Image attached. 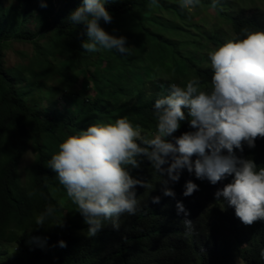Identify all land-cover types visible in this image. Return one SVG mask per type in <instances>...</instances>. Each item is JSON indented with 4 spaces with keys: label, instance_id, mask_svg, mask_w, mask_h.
Instances as JSON below:
<instances>
[{
    "label": "trees",
    "instance_id": "16d2710c",
    "mask_svg": "<svg viewBox=\"0 0 264 264\" xmlns=\"http://www.w3.org/2000/svg\"><path fill=\"white\" fill-rule=\"evenodd\" d=\"M39 3L13 0L3 6L0 0V264H262L258 246L247 254L219 238L228 223L216 207L202 210L187 203L192 226L184 231L158 202L122 215L118 229L102 227L88 237L82 216L46 162L62 139L89 124L125 117L140 126L142 135H153L152 104L170 83L159 77L163 73L210 85L212 69L206 66L207 53L200 50L218 42L214 31L208 33L190 19L200 7L213 8L236 39L243 35L242 27L264 30V10L233 0H200L191 9H182L178 0H106L112 19L99 23L110 34L126 37L130 48L122 55L80 47L87 39L84 25L66 17L81 0H44L45 7ZM12 40L32 43L30 68L3 66L4 50ZM66 66L77 74L63 73ZM55 75L76 90L66 87L46 107L30 103L26 87H43L29 81ZM188 130L185 120L173 135ZM29 147L34 157L21 186L18 165ZM251 159L264 161V139L257 141ZM46 206L53 208V216L37 227L34 217ZM60 220L62 225L56 224ZM59 240L65 242L63 247Z\"/></svg>",
    "mask_w": 264,
    "mask_h": 264
},
{
    "label": "clouds",
    "instance_id": "9594fccd",
    "mask_svg": "<svg viewBox=\"0 0 264 264\" xmlns=\"http://www.w3.org/2000/svg\"><path fill=\"white\" fill-rule=\"evenodd\" d=\"M233 1L243 5L251 0ZM199 2L178 0L182 9ZM105 3L81 0L66 19L84 25L83 50L127 54L126 37L100 26L99 21L112 19ZM39 6H46L44 0ZM201 8L214 13L213 8ZM203 26L208 33L215 32L218 42L200 50L207 53L206 66L212 69L210 85L201 86L199 78L163 73L159 77L170 83L152 104L153 135H142L140 126L125 117L89 124L62 139L46 166L82 216L88 237L102 227L118 229L122 215L158 202L169 219L183 224L184 231L192 226L188 204L202 210L216 207L227 215L228 223L219 238L247 254L258 246L257 259L264 264V161L251 159L257 141L264 139V30L242 27L243 35L236 39L232 30L227 35L215 21ZM185 120L190 130L173 135ZM52 216L53 208L46 206L34 217L35 225H45Z\"/></svg>",
    "mask_w": 264,
    "mask_h": 264
},
{
    "label": "rangeland",
    "instance_id": "374dc122",
    "mask_svg": "<svg viewBox=\"0 0 264 264\" xmlns=\"http://www.w3.org/2000/svg\"><path fill=\"white\" fill-rule=\"evenodd\" d=\"M237 3H239L241 0H236ZM13 0H2V5L7 6L10 3H12ZM247 4H249L251 7L254 5L259 6L264 10V0H254L249 1ZM193 21H198L203 25V23H209L211 22H217L219 23L223 29H225L226 34L230 35L231 30L228 27V25L220 19L218 16L215 15L211 10H204L199 9V11L196 14L192 15ZM216 18V19H215ZM219 25L217 24L215 28L217 29ZM45 38L40 39V43H44ZM212 47V44H210L205 50H209ZM35 55V50L33 48V45L29 41H16L12 40L9 41L7 47L4 50L3 53V66L4 67H18L19 69H27L30 68L32 59ZM50 58L53 59V56L50 54ZM67 71V72H66ZM63 73H66L67 75L77 74V71L72 70L70 67L66 66L63 70ZM24 75H27V71L23 73ZM59 75H55L54 77L50 78L49 80H40L33 78L29 82L32 84H40L43 88L42 89H31L26 87L28 95L27 99L30 103L36 104L38 102H41L42 107H46L48 103L56 102L58 97H60L63 93V90L66 87H70L72 90H76L74 86H67L65 82L58 81ZM44 113V112H43ZM57 113H60L57 111ZM34 157V153L31 150V148H28V151L23 156L22 160L19 162L18 170H19V182L21 186L25 185L28 179V167L30 166L32 160ZM11 228H15V225L11 222ZM49 229V228H47Z\"/></svg>",
    "mask_w": 264,
    "mask_h": 264
}]
</instances>
